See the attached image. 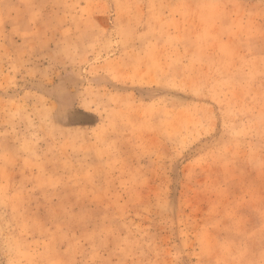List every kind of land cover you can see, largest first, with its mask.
<instances>
[{
    "label": "rangeland",
    "instance_id": "1",
    "mask_svg": "<svg viewBox=\"0 0 264 264\" xmlns=\"http://www.w3.org/2000/svg\"><path fill=\"white\" fill-rule=\"evenodd\" d=\"M0 264H264V0H0Z\"/></svg>",
    "mask_w": 264,
    "mask_h": 264
}]
</instances>
